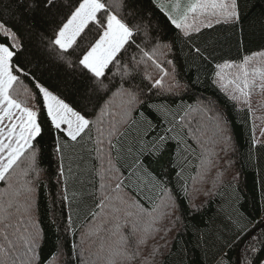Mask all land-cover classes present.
I'll return each instance as SVG.
<instances>
[{
  "label": "snow or ice",
  "instance_id": "1",
  "mask_svg": "<svg viewBox=\"0 0 264 264\" xmlns=\"http://www.w3.org/2000/svg\"><path fill=\"white\" fill-rule=\"evenodd\" d=\"M238 7L237 0H189L187 3L184 0H0V181L7 182L12 188L14 178L24 177L23 190L27 193L23 204L14 206L11 200L6 205L0 204V235L6 244L0 245V254L4 257L0 264H16L17 261L20 264H47V260L41 259L40 233L32 220L34 193L42 171L38 145L44 138L45 125L52 142L51 155L57 159L58 182L63 178L61 200L68 201V175L64 167L66 149L90 143L92 127L102 123L101 117L108 114L111 117L107 130L111 164V151H121L120 136L127 138L122 130L136 122L132 113L137 106L144 104L146 98V86L137 83L141 64L151 61L164 76H169L156 54L163 53V50L171 52L178 41L190 40L192 34L199 33L202 28H212L213 21L218 24L222 18L225 23L241 22ZM157 10L164 20L157 15ZM169 26L177 30L172 39L165 35ZM130 51H138L141 56L138 59L132 55L124 63ZM195 52L198 57L208 59L199 47L195 48ZM45 57L54 58L65 70L66 77H72V88L68 93L71 101L60 92L61 84L49 86L43 82L46 70L41 69L46 63ZM167 63L173 65L171 77L175 81V65L172 60ZM251 63L252 59L245 56L240 64H217L212 81L230 101L246 106L249 115L254 111L253 95H264V69L254 68L250 72ZM233 67L236 69L234 76L225 82L224 69ZM113 68L115 72H112ZM109 72H112L111 78ZM21 75L30 77L34 82L37 90L34 94L27 88L21 92ZM116 76L119 80L114 79ZM66 77L64 88H68ZM144 78L150 81L151 88L164 89L163 77L152 81L146 74ZM178 88L180 84L176 81L167 91L174 92ZM22 94L25 96L23 100L20 99ZM117 97L123 101L119 112L113 111V102ZM212 107L211 102H207V107L202 110L211 111ZM97 109L99 115H96ZM215 111L216 134L227 147L231 141L227 121L220 109ZM140 115L144 116V113ZM91 116H96V120ZM144 118L147 119L146 116ZM97 131L99 136L104 135L103 129L98 128ZM152 131L155 132L156 128L153 127ZM173 131V127L163 130L151 143L137 140L128 144L127 152L136 154L134 167L137 171L130 172V176L146 172L152 176L154 183H165L143 167L140 157L148 155L155 162H160L169 139H176L169 136ZM190 131L194 135L199 129ZM253 140L255 146V130ZM103 144L104 140L98 138L94 149L98 156L104 151ZM168 166L175 167V162L170 161ZM67 173H71L70 166ZM113 178L116 182L111 186L104 183L105 177L101 176L99 203L95 207L101 209L104 218L97 224L96 218L101 213L90 212L88 224L81 230V242L104 231L109 233L111 241L107 244L109 264H131L137 259H140V264H156L157 255L162 256V246H154L143 254L142 259L141 248L147 247L148 240L155 239L156 234L163 232L160 239H164L176 227L181 219L178 201L181 195L187 198V181L181 185L179 195L169 196L167 201L149 211L138 199L124 192L123 179L118 175ZM107 187H111L114 195L108 194ZM88 195L97 196L95 192ZM14 208L15 214L23 209L32 223L31 229L21 228L24 224L22 218L13 222ZM104 209L110 211L104 212ZM260 211L264 213V206ZM140 217L147 218L143 225ZM170 217H174L171 226L158 227ZM73 228L74 222L69 216L64 230ZM242 234L244 229L241 228L232 243L237 242ZM253 238L255 243L249 242L250 250L255 253L264 249V236ZM105 243L101 242L100 252L105 251ZM166 243L163 246L166 247ZM72 254L79 259L75 246ZM60 255L64 253H53L47 259L55 262ZM66 264H70V260ZM216 264H226L223 256ZM245 264L254 262L247 259Z\"/></svg>",
  "mask_w": 264,
  "mask_h": 264
},
{
  "label": "trees",
  "instance_id": "2",
  "mask_svg": "<svg viewBox=\"0 0 264 264\" xmlns=\"http://www.w3.org/2000/svg\"><path fill=\"white\" fill-rule=\"evenodd\" d=\"M237 3L241 22L225 23L222 18L218 24L213 21L212 28H202L199 33H193L190 40L178 41L171 52L163 50V53L156 54L169 76H164L151 61L141 64L137 83L146 86V98L144 104L137 106L132 113L136 122L122 130L127 138L125 135L120 136L121 151H111V164L107 144L111 117L108 114L101 117L102 123L92 127L90 143L66 149L64 167L68 175V201L61 200L63 178L58 182L57 159L51 155L52 142L45 125L44 138L38 145L41 149L39 167L42 171L34 193L35 211L32 216L35 229L40 233L39 251L42 261L47 260V264H66L67 260H70V264H109V233L102 231L99 236H91L81 242V230L87 226L90 212L101 213V209L95 207V204L99 203L101 175L105 174L107 168L112 174L105 175L103 182L114 186L116 180L113 177L118 175L125 181L124 192L138 199L149 211L167 201L169 196L179 195L181 185L187 181V198L181 195L178 201L180 221L164 239H160L163 232L156 234L155 239H149L147 247L141 248V259L148 250L160 245L162 256L157 255L156 264H216L221 256L226 264H245L247 259H251L254 264H262L264 249L253 253L249 242L254 244L253 237L264 236V226L250 237L253 238L251 241L249 238L243 244L239 259L237 251L248 233L264 222V213L260 211L264 206V138L260 137L262 133L255 137L253 146L252 114L249 115L246 106L230 101L219 86L212 82L217 64L231 62L236 65L242 63L245 56L251 58L264 53V0H237ZM157 15L162 20L165 19L158 10ZM176 32L174 27L169 26L165 35L172 39ZM196 47L208 57L207 60L198 57ZM150 48L151 46L149 50ZM132 55H136L138 59L141 56L138 51H130L123 62H128ZM45 59L46 63L41 69L46 70L43 82L49 86L61 84L60 92L65 99L71 101L72 97L68 93L72 88V77H66L65 70L54 58ZM168 60H172L175 65V81L171 77L173 65H169ZM254 64L256 65H249L250 72L254 68L264 69V64ZM115 71L113 68L112 72ZM235 71V67L224 69L225 82L234 76ZM112 72L108 73L110 78ZM146 74L152 81L163 77L164 89L151 88L150 81L144 78ZM65 77L68 88L63 87ZM114 79L119 80V76ZM20 80L22 93L24 88L33 94L37 91L30 77L21 75ZM176 81L180 88L174 92L167 91ZM263 96L254 94L253 98ZM108 97H111V93H108ZM20 99H25V96L22 94ZM207 102H211L213 106L211 111L202 110L207 107ZM122 103V99L117 97L113 102V111H121ZM148 105L152 107L149 108ZM216 109L224 113L227 121L228 134L231 136L227 147L216 134ZM140 113H144V116ZM96 115H99L98 109ZM41 119H45L43 113ZM91 119L95 121L96 116H91ZM153 127L156 128L155 132L152 131ZM169 127L174 128L169 136H175L176 139H169L163 159L155 162L151 156L140 157L143 167L165 183H154L152 176L146 172L130 176V172L137 170L134 167L136 154L127 152L128 144L137 140L151 143L158 133ZM98 128L104 130L103 136H99ZM190 129L199 131L193 135ZM98 138L104 140V151L99 156L94 150ZM170 161L175 162V167H166ZM69 166L71 173H67ZM24 179L20 176L14 178L12 188L8 187L7 182L0 181V204L6 205L9 200L13 201L14 206L25 202L27 193L23 190ZM106 190L110 196L114 195L111 187ZM92 192L97 194L96 198L88 195ZM13 211L14 223L22 218L24 224L21 228H32V223L22 208L19 214H15V208ZM108 211L110 210L104 209V212ZM69 216L74 222V228L65 231ZM103 218L101 213L96 218L97 224ZM146 219L140 217L141 225ZM173 219L174 217L165 219L163 225L158 227L171 226ZM241 228L244 229V234L240 235L237 242L232 243L240 234ZM102 241L106 242L104 252L99 250ZM165 242L166 247L163 246ZM0 245L6 246L2 235ZM73 246L79 259L72 254ZM57 252L64 255H60L55 262L47 259ZM3 259L0 254V260ZM16 264H20V261ZM131 264H140V259Z\"/></svg>",
  "mask_w": 264,
  "mask_h": 264
},
{
  "label": "rangeland",
  "instance_id": "3",
  "mask_svg": "<svg viewBox=\"0 0 264 264\" xmlns=\"http://www.w3.org/2000/svg\"><path fill=\"white\" fill-rule=\"evenodd\" d=\"M184 2L187 3L189 2V0H184ZM250 59H255L251 63V65H256L254 64L255 62L257 63V65H262L264 64V53L253 56ZM252 100H254L255 102V104H253L254 111L252 113V117H253V128L255 130V137L257 138V136L261 135L262 131H264V96L262 98L252 97ZM260 137L264 138V135H261ZM111 174H112L111 170L106 168L105 174L102 175L106 177L105 175H111ZM30 227H32V225ZM262 264H264V260Z\"/></svg>",
  "mask_w": 264,
  "mask_h": 264
},
{
  "label": "water",
  "instance_id": "4",
  "mask_svg": "<svg viewBox=\"0 0 264 264\" xmlns=\"http://www.w3.org/2000/svg\"><path fill=\"white\" fill-rule=\"evenodd\" d=\"M264 226V222L259 225L258 227L254 228L250 233H248V235L245 237V239L243 240V242L240 244V246L238 247V251H237V256H238V259H239V254H240V250L243 246V244L259 229V228H262Z\"/></svg>",
  "mask_w": 264,
  "mask_h": 264
}]
</instances>
